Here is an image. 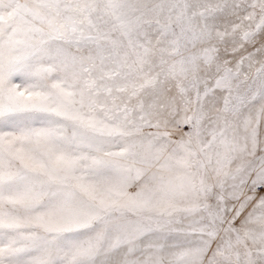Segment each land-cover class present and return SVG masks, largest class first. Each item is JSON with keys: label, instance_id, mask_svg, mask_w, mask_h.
Instances as JSON below:
<instances>
[{"label": "snow or ice", "instance_id": "6c2138e0", "mask_svg": "<svg viewBox=\"0 0 264 264\" xmlns=\"http://www.w3.org/2000/svg\"><path fill=\"white\" fill-rule=\"evenodd\" d=\"M0 264H264V0H0Z\"/></svg>", "mask_w": 264, "mask_h": 264}]
</instances>
